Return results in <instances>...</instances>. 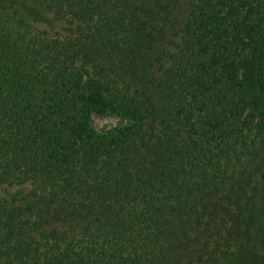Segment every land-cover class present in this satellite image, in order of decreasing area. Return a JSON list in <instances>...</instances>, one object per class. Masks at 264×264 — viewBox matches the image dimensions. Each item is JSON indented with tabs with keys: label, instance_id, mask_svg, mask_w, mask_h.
<instances>
[{
	"label": "trees",
	"instance_id": "trees-1",
	"mask_svg": "<svg viewBox=\"0 0 264 264\" xmlns=\"http://www.w3.org/2000/svg\"><path fill=\"white\" fill-rule=\"evenodd\" d=\"M0 264H264V0H0Z\"/></svg>",
	"mask_w": 264,
	"mask_h": 264
},
{
	"label": "rangeland",
	"instance_id": "rangeland-1",
	"mask_svg": "<svg viewBox=\"0 0 264 264\" xmlns=\"http://www.w3.org/2000/svg\"><path fill=\"white\" fill-rule=\"evenodd\" d=\"M120 123L117 115L93 114L92 124L97 130H105Z\"/></svg>",
	"mask_w": 264,
	"mask_h": 264
}]
</instances>
